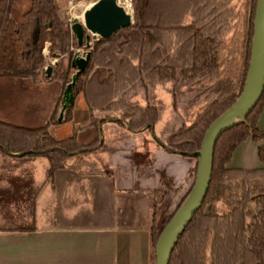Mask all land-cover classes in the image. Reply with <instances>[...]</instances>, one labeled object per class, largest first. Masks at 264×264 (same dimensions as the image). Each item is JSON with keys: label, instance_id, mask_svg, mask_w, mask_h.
Segmentation results:
<instances>
[{"label": "trees", "instance_id": "16d2710c", "mask_svg": "<svg viewBox=\"0 0 264 264\" xmlns=\"http://www.w3.org/2000/svg\"><path fill=\"white\" fill-rule=\"evenodd\" d=\"M13 1L0 0V81L36 78L47 43L50 55L67 56L71 69L75 38L59 17L57 0H28L29 8L19 20L11 17ZM184 1L132 0L133 24L108 40L93 43L89 67L78 77V90L73 91L74 97L83 93L90 127L95 128L93 140L84 145L77 141V134L57 140L49 134L48 126L31 129L0 120V153L46 159L47 178L51 179L71 158L100 148L102 121L119 125L125 122L129 130L136 131L152 128L159 120V111L148 103V93L168 82H191L200 88L195 92V102L200 97L204 102L191 125L164 136L162 145L184 157L198 152L209 126L242 92L257 0L247 4V39L237 72L221 70L219 47L226 21L216 11L219 5L214 8L207 7L206 0L191 4ZM181 4L185 7L182 13L167 11ZM188 13L191 21L183 24ZM139 94L146 96L144 107L132 103ZM262 105L263 95L244 121L217 140L206 198L178 238L169 264H264V168L227 167L236 147L249 138L263 143L258 147V159L264 165V132L256 127ZM109 113L112 116L108 118L96 116ZM86 166L94 169L92 173H103L93 163L87 162ZM195 175L196 163L188 175L190 187L175 212L160 227H152L153 264L157 239L189 195Z\"/></svg>", "mask_w": 264, "mask_h": 264}, {"label": "crops", "instance_id": "0c3cea01", "mask_svg": "<svg viewBox=\"0 0 264 264\" xmlns=\"http://www.w3.org/2000/svg\"><path fill=\"white\" fill-rule=\"evenodd\" d=\"M18 83L30 93L17 113L1 99L0 120L31 129L48 126L58 92L44 126L30 125L42 112L47 88ZM16 114L21 124L11 122ZM121 124L102 121L100 148L85 153L84 161L102 174L79 167L73 157L48 179L46 159L0 153V264H153L152 227L175 212L196 160L163 147V136L150 137V129ZM256 127L264 132V94ZM261 145L250 138L242 142L227 167L264 168Z\"/></svg>", "mask_w": 264, "mask_h": 264}, {"label": "rangeland", "instance_id": "374dc122", "mask_svg": "<svg viewBox=\"0 0 264 264\" xmlns=\"http://www.w3.org/2000/svg\"><path fill=\"white\" fill-rule=\"evenodd\" d=\"M175 1V0H170ZM184 1V0H182ZM199 0H185L187 4H191ZM251 0H206L207 7L216 8L218 13L223 15V19L219 18L221 21H226L222 35H221V46L219 47V53L221 58V70L226 72H237L241 64L242 49L245 46V40L247 39V20L249 19V13L247 10V4ZM117 4L121 6L128 14L134 17V9L132 5V0H130V5L125 2L117 1ZM119 2V3H118ZM59 17L60 19L69 25L73 23L74 19L79 22L83 21L84 4L82 0H57ZM185 5V3H184ZM184 5H178V7H173L167 9V11H174L176 13H182L185 11ZM221 7V8H220ZM29 1L28 0H14L12 6L11 17L14 20L21 19L22 15L28 10ZM181 8V9H180ZM191 8L189 7L188 11ZM206 9V11H208ZM191 17L186 15L183 18V24H189ZM97 39L90 40V46L78 49L77 44L72 48V52L75 54L79 53L82 55L85 52H90L93 47V43ZM76 43V40H75ZM247 44V41H246ZM73 55V57H74ZM44 62L39 69V74L34 79H3L0 81V100L5 99L12 103V112L17 113L20 110V105L22 100L26 98L29 91H24L20 83L18 82H28L35 84L36 86L42 85L47 89L44 92L45 95V105L42 109L40 115L35 119L33 118L32 124L37 126H44L45 114L48 108L52 107L55 101V92H58L59 99L57 103V109L54 112L52 119L48 122V132L57 140L66 139L68 137L77 134V141L84 145L88 144L93 137H95V128L90 127L89 122V111L87 105L83 98V93H79L74 97V105L69 113H65L62 118V122L58 123L57 119L61 110V105L63 101V93L67 85V81H71L72 76L75 74L74 69H68L67 56H62L60 58H55L50 55L49 44L45 45L43 50ZM58 64V65H57ZM57 65V66H56ZM52 68L51 78L46 77L47 68ZM65 74V76H64ZM236 74V73H235ZM10 80H15L11 83ZM26 89V88H24ZM200 88L193 86L191 82L186 83H175L168 82L164 85H158L154 89H150L148 93V103L155 106L159 111V120L150 128L148 134L150 137L154 136H170L174 131L182 126H190L195 115L203 105V97L198 99V103L195 102L196 90ZM78 90V87H75ZM146 96L144 94H139L136 98L132 100L133 104H139L140 106H145ZM10 110V111H11ZM98 118H108L112 114H96ZM21 117L19 115H14L11 120L14 124H21ZM34 121V122H33ZM46 125V124H45ZM36 127V126H34ZM116 128L118 126L116 125ZM105 130L99 128V136H104ZM87 157L82 154L79 161H75V164L79 167H87L84 158ZM197 161V160H196ZM68 161L66 162L67 166ZM89 172H93L94 169L87 168ZM157 225V224H156ZM155 228H157L155 226Z\"/></svg>", "mask_w": 264, "mask_h": 264}, {"label": "water", "instance_id": "95a60500", "mask_svg": "<svg viewBox=\"0 0 264 264\" xmlns=\"http://www.w3.org/2000/svg\"><path fill=\"white\" fill-rule=\"evenodd\" d=\"M133 24L132 15L128 14L116 0H98L83 12V21L74 19L70 31L76 40L78 49L90 46V40H108L119 30ZM90 52L75 54L71 60V68L75 70L70 83L66 85L58 123L63 115L74 105V88L78 77L89 67ZM52 68H47L46 77L51 78ZM264 92V0H257L253 20V36L248 63V70L242 92L235 103L221 114L209 126L198 152L192 154L196 158V175L194 185L169 223L162 230L155 245V264H169L174 246L184 232L193 216L202 206L211 181L213 150L220 135L245 120L255 107ZM101 128V123H99ZM153 128V127H152Z\"/></svg>", "mask_w": 264, "mask_h": 264}, {"label": "built area", "instance_id": "2783aa9c", "mask_svg": "<svg viewBox=\"0 0 264 264\" xmlns=\"http://www.w3.org/2000/svg\"><path fill=\"white\" fill-rule=\"evenodd\" d=\"M98 0H82V3L84 4V10L90 6L91 4L95 3Z\"/></svg>", "mask_w": 264, "mask_h": 264}, {"label": "bare ground", "instance_id": "6f19581e", "mask_svg": "<svg viewBox=\"0 0 264 264\" xmlns=\"http://www.w3.org/2000/svg\"><path fill=\"white\" fill-rule=\"evenodd\" d=\"M117 1H120V2H125V4L127 3L128 4V6L130 5V0H117ZM119 3V2H118Z\"/></svg>", "mask_w": 264, "mask_h": 264}]
</instances>
